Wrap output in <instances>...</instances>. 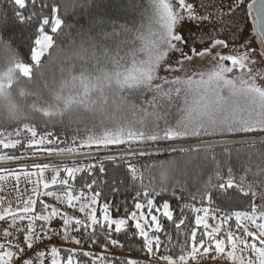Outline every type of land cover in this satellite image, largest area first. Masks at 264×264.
Here are the masks:
<instances>
[{"label":"snow or ice","instance_id":"obj_1","mask_svg":"<svg viewBox=\"0 0 264 264\" xmlns=\"http://www.w3.org/2000/svg\"><path fill=\"white\" fill-rule=\"evenodd\" d=\"M249 21L250 35L239 46L243 51L225 53L229 39L236 41ZM57 124L71 129L70 140L50 129ZM241 134L234 164L230 140L223 142L226 164L215 155H193L182 143ZM102 151L112 153L106 159L117 168L123 165L139 183L136 196L146 200L150 213L161 212L154 197L168 192L175 197L177 188L181 194L188 191L187 181L177 177L190 170L207 175L197 193H190L191 200L199 195L209 205L219 200L229 207L246 206L223 215L217 207L218 224L211 227L209 208L185 204L197 213L195 224L203 231L198 239L197 229H191L179 253L169 247L164 254L165 229L157 215L134 211L113 218L105 202L98 216L96 180L84 181V175L104 172L103 163L69 167L33 160L34 171L27 164L19 170L0 168V181L12 177L18 185L23 176L33 186L22 206L9 204L0 211V222L7 225L0 232V264H82L79 257L95 253L66 247L82 243L69 228L82 235L90 229L85 242L97 243L98 227L105 249L124 247L113 232L139 237L145 264H264V0L0 2V161L39 155L78 160ZM153 153L158 154L154 162L143 168L133 160ZM153 168L159 169L158 189L154 177L145 183V172ZM49 169L50 180L45 178ZM77 174H83L79 194ZM54 186H60L62 196L51 190ZM47 197L69 208L84 201L79 212L87 219L62 212L46 203ZM162 208V216L177 229L185 224L173 220L170 203ZM57 239L62 243H54Z\"/></svg>","mask_w":264,"mask_h":264},{"label":"trees","instance_id":"obj_2","mask_svg":"<svg viewBox=\"0 0 264 264\" xmlns=\"http://www.w3.org/2000/svg\"><path fill=\"white\" fill-rule=\"evenodd\" d=\"M0 2H3V0H0ZM141 3L146 5L147 0H141ZM7 8V5H6ZM83 22V19L81 20ZM23 51V50H22ZM177 116L179 113H175ZM37 122L38 121H33ZM50 129L53 132H59L61 135V138H65V134H67L68 139L71 138V129L68 128H62L59 124L55 125V127H51ZM241 135H237L235 137H241ZM218 138H228L225 137H219V136H205L201 137L199 140L196 138H191L190 140L183 141L182 143H190V142H196V141H202V140H209V139H218ZM230 148L233 150L232 154V162L235 163V157H236V149H241L242 145L238 146H230ZM225 147H219V148H211V149H193L192 153L195 155L196 153H200L201 157L207 155H215L216 159L218 161H222L223 163H228L229 158L224 154ZM8 151V150H4ZM156 153H153V157H143V158H133L134 162L137 163L138 167L143 168L144 166L150 165L154 162V159L156 157ZM161 156L163 154H160ZM38 157H45L43 155H39L36 157H30L28 159L38 158ZM103 163L105 171L104 172H95V173H88L87 175H84V181H88L89 177L91 176L96 180V184L93 185V190L100 193L99 197V203L96 205L97 208V214L98 216L102 217V208L103 204L106 202L110 205V214L113 218H123L125 217L126 213L136 212L137 209L135 208L136 203H142L144 205H147L146 200L140 197L136 196V192L140 189V185L138 182H134L130 175L127 173L126 168L121 165L119 168L115 167L111 161L107 159H95L92 161H83V162H66V163H49V164H80V165H86V164H100ZM207 169L210 170L212 167L211 161L209 160L207 164ZM21 167L13 168L12 170H19ZM29 169L31 167L29 166ZM62 175H66L62 173ZM83 174H77V181L74 183V187L76 188L77 192L76 194H79V191L82 189V182L80 180V176ZM237 175H239V172H237ZM150 177H154L155 179L152 181L153 186H156L157 189L159 188V169L153 168L151 169V172H145V183L147 184L149 182ZM177 179H180L182 182L187 181V188L188 191L183 192L181 194V191L179 188L176 189V196L173 197L171 195V192L165 193L162 197L156 196L154 197L156 201V206L161 208V212H156L154 209L149 214L150 215H157L160 219L164 229L165 233L161 234V240L163 242L161 247V252L164 254H168L166 251L167 248L171 247L172 251L175 253H179L180 247L183 245L186 236L190 234V230L193 228L197 229V238L199 239L201 231H203L202 226H196L195 224V217L197 213L192 211L191 208H185V204L188 205H195V207H206L209 208L210 211L208 213L207 222L211 227H215L218 224V220L215 218L217 213L215 209L219 207L222 209L220 211L219 215H223L224 211H235V210H243L246 206L245 204H237L229 207L227 204H221L219 200H216L215 204L209 205L208 201L205 199L203 203H201L199 195H197V199L195 201L191 200L190 193L196 194L197 189L201 187V184L204 180L207 179V175L205 176H197L195 171L190 170L187 176H178ZM169 187H173V183L170 181ZM118 188L119 191H115L114 189ZM57 191L58 195H63L62 190H60V186H54L53 189ZM87 195H91V191H88ZM181 196L183 198H181ZM215 199V197H214ZM167 201L171 205V210L173 211V220L176 223H179L180 219L185 220V224L181 225L179 229H177L173 223V221L167 220L165 217L162 216V205L163 203ZM84 201L77 202L76 205H81ZM39 209V204L37 206ZM199 215L203 216L204 213L201 212ZM130 224L134 227V222L130 221ZM254 230V229H253ZM111 231V230H110ZM83 232V231H82ZM98 232V242L92 243L91 241L85 242V247L87 249H90V252L95 253V256L93 257H79L82 261V264H89V261H94V264H99V261L96 260V257L99 256L98 254L102 251H105L107 254L102 256L103 258H106L109 261H112L113 264H121L126 259H139L141 261V264H145V261L148 259L144 255L142 251H140L141 243L140 238H131L130 237V231L128 235H125L124 232L121 233H112V238L118 239L122 245H124L123 248H116L114 246H111L109 244V247L107 249L104 248V242H105V236L104 233L99 229H97ZM83 235H85L83 233ZM87 236V235H85ZM171 240V243L169 244L168 241ZM247 255V253H245ZM157 264H163L162 261H158ZM202 264H205V262H202Z\"/></svg>","mask_w":264,"mask_h":264},{"label":"rangeland","instance_id":"obj_3","mask_svg":"<svg viewBox=\"0 0 264 264\" xmlns=\"http://www.w3.org/2000/svg\"><path fill=\"white\" fill-rule=\"evenodd\" d=\"M225 3L228 2V0H224ZM242 28H244V31L239 35V38L236 41H232L229 39V44L231 45L230 49H224L223 51L225 53L232 51V52H242L243 49L240 48L239 46L245 42V40L249 37L250 35V29H251V23L249 21V24L247 27H245L243 24L241 25ZM253 47L256 46L255 38H253ZM229 138V137H228ZM4 162V161H0ZM51 165H63V164H51ZM69 167L73 166L74 164H67ZM33 170L34 169H29ZM3 174V173H0ZM53 173L49 169L45 173V178L51 179ZM33 186L26 181V179L22 176L19 184L17 185L14 178L9 177L6 180L0 181V200H2V204H0V211H3V208H6L11 204L13 209H15L18 206H22V202L26 200L29 196H32L33 193L31 192V188ZM19 189V191L17 190ZM35 198V197H33ZM38 206V204H37ZM76 209L79 210L80 205L75 206ZM96 207V205H95ZM143 211L145 216H149V208L147 205H145L143 210L137 209V215L140 214V212ZM69 215V214H68ZM150 218V216H149ZM143 223V221H142ZM151 232V229H148ZM91 231V230H90ZM105 252V251H103Z\"/></svg>","mask_w":264,"mask_h":264},{"label":"water","instance_id":"obj_4","mask_svg":"<svg viewBox=\"0 0 264 264\" xmlns=\"http://www.w3.org/2000/svg\"><path fill=\"white\" fill-rule=\"evenodd\" d=\"M241 137H229V138H218V139H209V140H202V141H196V142H190V143H184L185 146L191 147V149H211V148H219V147H225V144L223 143L226 140H230V146H238L240 144ZM108 155H112V153L107 152H93L91 156L84 155L80 157L78 160H60L59 158L55 157H38L33 159H26L24 161H11V162H0V168H17L22 167L23 164H27L31 166V163L33 160H35L36 163H66V162H83V161H92L95 159H106Z\"/></svg>","mask_w":264,"mask_h":264},{"label":"built area","instance_id":"obj_5","mask_svg":"<svg viewBox=\"0 0 264 264\" xmlns=\"http://www.w3.org/2000/svg\"><path fill=\"white\" fill-rule=\"evenodd\" d=\"M44 199H45L46 203L54 204L55 206L59 207L62 212L66 211L70 216H74V217L79 218L81 220H86L87 219L86 214L79 212V210L76 209V207L69 208L66 204H60L58 201H55L53 199V197H47V198H44ZM54 223L59 224L60 223L59 218H56ZM6 227H7V225L4 222H0V232H2L3 229L6 228ZM13 231H15V230L13 229ZM82 231H83V233L85 235H87V232L90 231V229L86 230V231H84V230H82ZM69 232L71 233V235L75 236L76 238L81 239L82 243H81V246H76L74 244H71V245L65 244L66 247H74V248L80 247V248H82L83 251H89L90 250V249H87L85 247V239H84V237H86L85 235H82L81 233H72L71 232V228H69ZM54 243L60 244L62 242L59 239H57V240L54 241ZM105 254H107V253L102 251V252H100L98 254L99 256H97V257H102ZM46 264H48V262H46Z\"/></svg>","mask_w":264,"mask_h":264}]
</instances>
